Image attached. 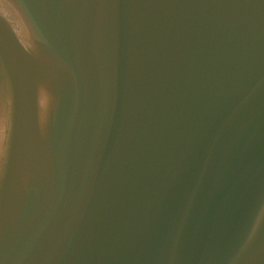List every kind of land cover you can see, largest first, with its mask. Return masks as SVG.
<instances>
[{
  "label": "water",
  "instance_id": "1",
  "mask_svg": "<svg viewBox=\"0 0 264 264\" xmlns=\"http://www.w3.org/2000/svg\"><path fill=\"white\" fill-rule=\"evenodd\" d=\"M0 264H264V0H0Z\"/></svg>",
  "mask_w": 264,
  "mask_h": 264
}]
</instances>
